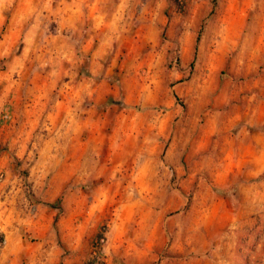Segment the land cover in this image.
Here are the masks:
<instances>
[{
    "label": "clouds",
    "instance_id": "clouds-1",
    "mask_svg": "<svg viewBox=\"0 0 264 264\" xmlns=\"http://www.w3.org/2000/svg\"><path fill=\"white\" fill-rule=\"evenodd\" d=\"M0 264H264V0H0Z\"/></svg>",
    "mask_w": 264,
    "mask_h": 264
}]
</instances>
